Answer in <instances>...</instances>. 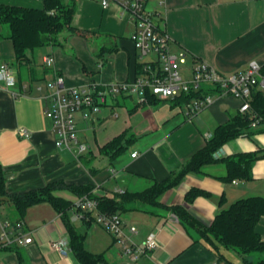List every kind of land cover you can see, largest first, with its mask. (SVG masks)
<instances>
[{"label":"crops","instance_id":"crops-1","mask_svg":"<svg viewBox=\"0 0 264 264\" xmlns=\"http://www.w3.org/2000/svg\"><path fill=\"white\" fill-rule=\"evenodd\" d=\"M0 2L42 7V0ZM74 2L72 28L63 30L57 42L28 50L27 64L16 65L9 31L0 24V63L10 65L16 76L11 88L0 81V164L6 189L18 193L61 181L71 187H60L54 194L72 202L60 211L47 201L30 205L21 219L32 241L0 247V264H83L70 246L66 254L50 247L54 239L69 241L71 233L86 251L100 256L94 264H246V258L264 257V252L243 253L198 230L208 227L217 211L231 202L264 196V121L250 124L217 149L219 159L258 152L261 156L251 163L249 178L223 180L226 168L218 160L203 165L200 172H186L159 194L156 204L121 197L174 177L219 124L240 112L238 98L219 96L206 84L203 90H210L215 101L188 118L185 102L178 98L139 103L135 96L121 95L100 111H88L94 120L81 112L76 115L78 136L89 145L78 160L55 147L52 121L44 113L48 81L55 75H62L67 85L132 80L138 64L156 59L154 54L140 56L130 39L133 22L121 15L118 5L103 8L99 0ZM147 5L157 12L156 25L169 35L171 50L186 51L180 66L183 78H189L195 60L208 62L220 73L243 70L251 60L264 65V0H147ZM46 55L53 57L50 66L43 63ZM21 128L28 135H20ZM122 132L125 140L118 153L111 156L102 150ZM192 190L196 192L188 198ZM87 193L118 200L114 214L125 232L134 225L136 243L154 233L157 246L135 259L124 253L122 242L94 221V211L75 215V202ZM0 215L18 219L9 202L0 205ZM256 230L264 241V215Z\"/></svg>","mask_w":264,"mask_h":264},{"label":"built area","instance_id":"built-area-1","mask_svg":"<svg viewBox=\"0 0 264 264\" xmlns=\"http://www.w3.org/2000/svg\"><path fill=\"white\" fill-rule=\"evenodd\" d=\"M103 8L111 4L118 5L121 15L128 17L134 25L130 39L138 49L140 56L147 54L156 55L152 62H144L142 71L132 80L111 81L108 83H92L88 85H67L62 75L46 83L48 92L45 95L47 105L45 115L52 121L55 134L54 145L59 150L70 153L79 159L88 149L87 142L78 136L76 115L82 113L84 118L94 117L88 111H100L103 106L110 103L118 96H135L139 103L147 102V95L158 98H174L181 93L203 89L208 84L222 95H232L240 100L239 111L245 112L250 108L249 97L252 88L260 87L264 90V74L261 65L256 60H251L245 69L220 73L213 65L204 60H195L189 78H183L180 66L186 60V51H172L170 38L156 25L157 12L147 5V0H99ZM52 12V11H51ZM53 57L46 55L43 63L46 66L53 64ZM0 81L7 88L16 83V76L12 67L7 63H0ZM13 94L17 92L13 91ZM215 101V96L210 92L190 98L185 102L184 113L191 118ZM87 110V113L82 111ZM252 125H257L260 118L252 114ZM20 135H28L24 128L19 130ZM136 152L131 155L135 156ZM213 156L217 157V150ZM114 172V169H111ZM122 192L121 189H118ZM97 200L83 195L75 202L77 217L87 212H95L94 221L123 244V251L133 259L137 255L152 250L157 246L154 233H150L143 242L136 243L133 236L137 233L134 225L128 227L126 233L122 220L116 214L100 212L97 209ZM32 237L24 229L21 218L8 219L0 215V247H9L14 244H28ZM68 238H58L50 241V247L62 254L70 252ZM212 264H220L213 261Z\"/></svg>","mask_w":264,"mask_h":264},{"label":"trees","instance_id":"trees-1","mask_svg":"<svg viewBox=\"0 0 264 264\" xmlns=\"http://www.w3.org/2000/svg\"><path fill=\"white\" fill-rule=\"evenodd\" d=\"M52 11V12H51ZM75 11L74 0H42V7L24 6L0 2V23L7 25L9 38L12 41L15 55V63L20 66L30 62L28 50L46 44L55 43L60 33L72 28L70 22ZM137 74L142 71V65L138 64ZM261 73L264 74V65H261ZM210 90H197L181 93L174 98L187 102L202 92ZM147 99L154 101L156 96L148 94ZM250 108L245 112H238L225 123L219 124L206 141L203 147L196 151L182 166L179 172L172 178L163 182H157L143 192L122 194L121 197L137 198L151 204L157 203V197L167 187L176 184L186 172H200L203 165L221 161L225 164L226 173L221 177L228 181L235 178H249L251 163L261 155L258 152H241L232 156L215 158L214 152L226 141L238 136L251 124L252 114L264 121V92L252 88ZM125 140V133L114 136L102 146V150L110 151L111 156L118 153ZM5 170L0 164V205L9 202L16 211L18 218H22L26 209L33 204L47 201L56 210H65L71 206V201L54 194V190L60 187L70 188L61 181H54L37 189H30L18 193H10L6 189ZM87 192V191H86ZM196 190L187 194L188 198L194 196ZM87 196L97 200V209L100 212L114 214L119 206V201L114 198ZM264 215V196H248L231 202L227 207L220 208L215 214L210 225L199 232L208 237L214 236L219 242L228 247H235L246 253L250 251L264 252V241H261L256 230V224ZM69 246L75 256L83 264H94L100 256L86 251L78 241L77 235L70 234ZM246 264H264V257L257 261L244 259Z\"/></svg>","mask_w":264,"mask_h":264},{"label":"rangeland","instance_id":"rangeland-1","mask_svg":"<svg viewBox=\"0 0 264 264\" xmlns=\"http://www.w3.org/2000/svg\"><path fill=\"white\" fill-rule=\"evenodd\" d=\"M0 24L4 27L5 30L8 29L6 24H4V23H0ZM185 66H188V63H186ZM255 253H256L257 255L260 254L259 252H255Z\"/></svg>","mask_w":264,"mask_h":264}]
</instances>
